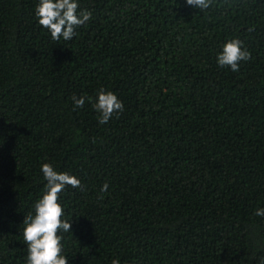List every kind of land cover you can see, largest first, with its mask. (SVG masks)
<instances>
[{"label":"trees","instance_id":"16d2710c","mask_svg":"<svg viewBox=\"0 0 264 264\" xmlns=\"http://www.w3.org/2000/svg\"><path fill=\"white\" fill-rule=\"evenodd\" d=\"M77 2L91 19L54 41L39 0H0V264H26L44 163L81 181L58 194L68 264H261L264 0ZM101 88L124 105L106 124Z\"/></svg>","mask_w":264,"mask_h":264},{"label":"clouds","instance_id":"9594fccd","mask_svg":"<svg viewBox=\"0 0 264 264\" xmlns=\"http://www.w3.org/2000/svg\"><path fill=\"white\" fill-rule=\"evenodd\" d=\"M186 3L205 12L213 6L214 0H186ZM78 9L77 0H39L35 15L39 24L50 32L52 40L59 41L63 38L68 41L77 35L76 29L92 17L91 11ZM249 59L251 53L243 47V41L233 38L223 45L217 63L221 67L230 66L236 72L239 70V62ZM72 100L74 107H83L85 104L83 96L77 98L73 95ZM93 108L99 113V123L106 124L114 114L123 112L124 105L112 91L101 88ZM41 171L47 181L46 191L35 203V215L29 214L23 221V236L28 248L26 264H68V258L62 254L63 237L59 233L70 232L71 222L62 219L64 213L58 203V194L66 186L81 187V181L67 172H58L50 163L42 164ZM107 189L108 184L105 183L101 191ZM255 214L264 216V208H258ZM112 264H120L119 259H114Z\"/></svg>","mask_w":264,"mask_h":264}]
</instances>
